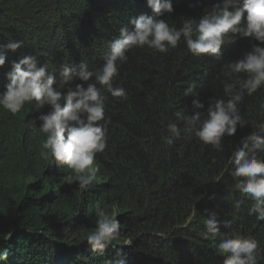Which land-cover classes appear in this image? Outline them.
I'll use <instances>...</instances> for the list:
<instances>
[{"label": "trees", "instance_id": "obj_1", "mask_svg": "<svg viewBox=\"0 0 264 264\" xmlns=\"http://www.w3.org/2000/svg\"><path fill=\"white\" fill-rule=\"evenodd\" d=\"M221 2L172 0L174 12L163 19L179 28L184 19H198ZM140 14H152L146 0H0V52L6 54L0 92L12 62L26 55H35L56 74L58 88L62 63L102 65L119 28ZM9 40L23 44L12 52L4 47ZM253 43L258 42L237 38L222 46L219 60L193 56L183 43L166 54L147 47L131 50L116 81L128 99L119 102L104 93L109 141L97 154L100 172L89 190L69 184L70 170L40 156L45 136L37 117L48 107L37 112L26 104L15 116L0 108V250L9 253L0 264H104L113 253L94 255L82 239L95 230L97 207L118 209L121 236L114 243L123 246L127 264H223L224 258L215 255L219 240L201 236L212 214L222 233L252 236L264 249V221L247 214L250 201L236 211L234 202L242 197L229 175L231 152L264 120V88L245 96L240 110L250 125L225 137L223 152L200 143L173 115L204 111L194 108L195 98L206 109L209 98L223 97V65L242 58ZM77 83L73 77L64 89ZM191 83L197 96L185 97ZM169 122L181 131L172 146L161 141ZM194 206L195 218L188 222ZM127 239L131 246L124 245Z\"/></svg>", "mask_w": 264, "mask_h": 264}, {"label": "clouds", "instance_id": "obj_2", "mask_svg": "<svg viewBox=\"0 0 264 264\" xmlns=\"http://www.w3.org/2000/svg\"><path fill=\"white\" fill-rule=\"evenodd\" d=\"M146 2L152 14L135 16L119 28V35L109 43L102 65L90 68L84 61L79 64L62 63L59 88L56 87V74L49 72L46 64L40 65L35 55L13 61L5 73L7 83L4 91L0 92V108L13 116L20 113L26 104L32 106L31 111L50 109L37 117L41 122L39 132L45 136L40 156L45 160L51 157L57 169L64 167L70 170L68 183H76L81 190H89L95 185L100 172L97 154L104 153L108 147V121L105 118L108 97L104 93H109L119 102L128 99L127 90L116 81L121 67L128 62L131 50L147 47L156 53L166 54L183 43L193 56L207 54L219 60L222 46L234 43L237 38L258 42L253 43L251 50L246 51L242 58L223 65L226 77L221 81L223 97L209 98L206 109L198 98L193 99L194 108L204 111H195L191 116L186 117L181 110L173 112L176 120L184 121L185 128L191 130L200 143L210 145L217 152L224 151L225 137H233L238 127L243 129L250 125V121L241 115L240 105L245 96L251 97L264 88V0H222L198 19H184L179 28L163 19L174 12L172 0ZM22 44L20 40H9L4 47L16 52ZM5 62L6 54L0 52V67ZM242 73L244 78H241ZM73 77L81 83L64 89ZM195 88V83L189 84L183 95L196 97L193 95ZM261 114L264 115V105H261ZM166 132L161 136L165 145L172 146L181 137L176 122H169ZM229 164L233 188L242 197L234 202V208L238 212L245 200L250 201L247 214L255 216L257 222L264 221V120L258 121L255 130L240 139L238 147L231 152ZM196 212L194 206L188 222L195 218ZM118 215V209L113 208L109 212L107 207H97L95 230L82 237L88 251L94 255L104 256L109 250L113 253L104 264H127L123 246L118 247L114 243L121 236ZM201 236L205 240H219L215 255L224 258L223 264H260L264 260V249L257 239L222 233L215 214L205 219ZM132 243L131 239L124 241L126 246ZM8 256L7 249L0 250V261H7Z\"/></svg>", "mask_w": 264, "mask_h": 264}]
</instances>
